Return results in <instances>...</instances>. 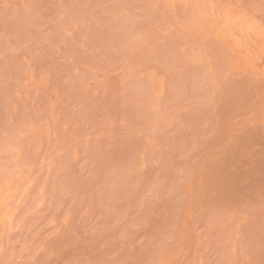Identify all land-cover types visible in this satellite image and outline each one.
Listing matches in <instances>:
<instances>
[{"label": "rangeland", "instance_id": "374dc122", "mask_svg": "<svg viewBox=\"0 0 264 264\" xmlns=\"http://www.w3.org/2000/svg\"><path fill=\"white\" fill-rule=\"evenodd\" d=\"M0 264H264V0H0Z\"/></svg>", "mask_w": 264, "mask_h": 264}]
</instances>
